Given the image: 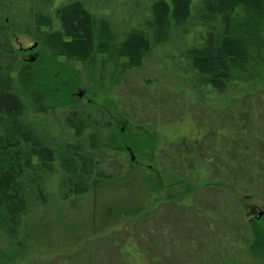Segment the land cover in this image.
<instances>
[{
    "label": "rangeland",
    "instance_id": "obj_1",
    "mask_svg": "<svg viewBox=\"0 0 264 264\" xmlns=\"http://www.w3.org/2000/svg\"><path fill=\"white\" fill-rule=\"evenodd\" d=\"M69 1L23 0L20 23L26 25L33 11L54 17ZM81 1L99 10L96 19L112 21L119 39L123 30L147 25L155 0ZM203 10L201 0H192L191 18L174 25L140 66H125L112 90L85 77L88 63L56 59L54 73L70 81L77 77L73 95L80 93L84 103L87 95L91 107H104L118 121L110 131L85 135L95 146L106 140L99 161L113 178L95 180L88 192L64 199L53 182L56 195L23 217L16 238H0L3 263L264 264V247L251 243L252 222L264 226V78L245 81L238 73L225 90L201 81L189 53L204 44L201 21H212ZM35 43L27 33L15 36L23 58H39L28 72L47 74L53 62L42 64L43 48L31 49ZM104 67L118 69L112 63L94 66ZM34 105L44 110L36 119L51 134L57 131L55 138L59 131L72 137L62 128L63 108H43L41 100ZM149 184L158 187L153 205ZM166 193L170 200H164Z\"/></svg>",
    "mask_w": 264,
    "mask_h": 264
},
{
    "label": "trees",
    "instance_id": "obj_2",
    "mask_svg": "<svg viewBox=\"0 0 264 264\" xmlns=\"http://www.w3.org/2000/svg\"><path fill=\"white\" fill-rule=\"evenodd\" d=\"M22 1L0 0V238L6 241L16 238L25 215L37 206L47 205L56 195L53 182L64 199L88 192L95 180L102 183L113 178L99 161L106 140L95 146L85 135L98 129L107 131L114 121L104 107H91V102L84 103L73 95L77 77L70 81L54 73L58 71L56 59L88 63L91 71H85V77L94 76L102 88L108 74L118 81L120 71L140 66L152 46L161 45L171 28L188 21L192 14V0H155L147 25L144 21L136 28L123 30L118 39L112 34L118 30L116 25L96 19L99 10L92 12L81 0L63 4L54 17L33 11L22 26L18 15ZM201 4L203 16L209 15L212 21H201L206 29L202 33L204 44L191 48L189 53L201 81L225 90L227 82L238 73L245 81L264 78V0H201ZM20 32L33 37L36 46L32 49L43 48L42 64L53 62L46 70L48 75L40 69L28 72L39 58L30 62L22 57L23 49L15 45V36ZM96 63L115 64L117 72H108L105 67L95 71ZM38 100L44 102L43 108L65 110L62 128L70 130L72 137L59 131L60 136L55 138L58 132L51 134L48 125L36 119L44 111L34 105ZM95 138V142L99 140ZM149 185L148 197L153 205L156 198L151 194L158 187ZM170 199L166 193L164 200ZM262 228L252 222L254 246L264 247ZM3 259L0 254V264H6Z\"/></svg>",
    "mask_w": 264,
    "mask_h": 264
},
{
    "label": "flooded vegetation",
    "instance_id": "obj_3",
    "mask_svg": "<svg viewBox=\"0 0 264 264\" xmlns=\"http://www.w3.org/2000/svg\"><path fill=\"white\" fill-rule=\"evenodd\" d=\"M99 72H101V71H99ZM111 72H112V71H111ZM114 72H117V71H113V73H114ZM119 73H120V78H119L118 81L114 80V79H113V76H111L110 74H108L109 76H108V78L105 79V83H104L105 86H108V89H113L115 86H118V85L121 84V82H122L121 76L125 73V71H120ZM83 95H84V94H83ZM112 119H113V118L111 117V121H112ZM113 121H114V125H115V123L118 122L116 119H113ZM113 128H114V126H113L111 129L107 130V131H110V130H112ZM105 132H106V131H105Z\"/></svg>",
    "mask_w": 264,
    "mask_h": 264
},
{
    "label": "water",
    "instance_id": "obj_4",
    "mask_svg": "<svg viewBox=\"0 0 264 264\" xmlns=\"http://www.w3.org/2000/svg\"><path fill=\"white\" fill-rule=\"evenodd\" d=\"M34 46H35V44H34ZM261 214H262V212L259 213V215H261Z\"/></svg>",
    "mask_w": 264,
    "mask_h": 264
}]
</instances>
